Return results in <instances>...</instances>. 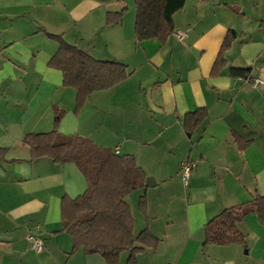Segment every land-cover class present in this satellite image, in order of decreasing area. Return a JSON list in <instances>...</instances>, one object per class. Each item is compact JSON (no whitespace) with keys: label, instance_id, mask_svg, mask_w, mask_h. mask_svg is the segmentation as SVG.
<instances>
[{"label":"crops","instance_id":"obj_1","mask_svg":"<svg viewBox=\"0 0 264 264\" xmlns=\"http://www.w3.org/2000/svg\"><path fill=\"white\" fill-rule=\"evenodd\" d=\"M124 8L119 23L106 25L108 12ZM135 17L133 0H0V264H107L73 251L62 231V197L85 192L82 173L47 156L31 160L23 142L52 131L53 106L64 111L58 132L132 156L145 173L144 187L125 201L133 233L147 227L159 243L136 264H264V226L254 212L238 223L247 250L202 246L211 218L264 195V0H185L164 44L138 42ZM177 30L186 37L177 39ZM228 31L236 38L211 75ZM46 32L95 59L124 63L130 76L76 111V90L48 65L59 44ZM230 68H250L251 80L232 78ZM202 107L207 118L187 134L181 118ZM233 133L249 142L243 150ZM188 159L196 166L185 185L180 167ZM29 234L42 250H33ZM128 255L120 253L119 264Z\"/></svg>","mask_w":264,"mask_h":264},{"label":"trees","instance_id":"obj_2","mask_svg":"<svg viewBox=\"0 0 264 264\" xmlns=\"http://www.w3.org/2000/svg\"><path fill=\"white\" fill-rule=\"evenodd\" d=\"M136 17L134 31L138 42L157 39L164 44L174 31L173 15L185 5V0H134ZM126 9L106 14V25L119 23ZM264 26V24H261ZM58 42L59 48L48 65L62 72V85L76 90V111L93 93L108 90L126 80L130 73L124 63L98 60L76 46L66 43L60 35L47 33ZM236 38L228 31L212 67L216 75L225 66L224 53ZM250 68H230L232 78L251 80ZM54 127L48 133H31L23 138L34 160L47 156L58 164L73 163L84 176L87 188L74 199L63 196L61 200L62 231L73 240V251L80 247L88 254H99L107 264H119L120 253L128 252L127 264H136L137 254L145 248L155 249L159 240L146 227L133 233L134 218L125 197L143 188L146 175L129 155H117L90 139L79 135H65L57 127L64 111L53 106ZM207 108L188 112L181 118L187 134L207 118ZM239 148L249 143L233 133ZM146 200L140 199L139 208L145 209ZM257 213L264 226V195L254 194L243 204L225 208L204 225L208 244L227 246L239 244L247 250L245 235L238 223L248 213Z\"/></svg>","mask_w":264,"mask_h":264},{"label":"built area","instance_id":"obj_3","mask_svg":"<svg viewBox=\"0 0 264 264\" xmlns=\"http://www.w3.org/2000/svg\"><path fill=\"white\" fill-rule=\"evenodd\" d=\"M174 36L177 39L182 40L186 37V33L182 32L180 30H177L174 32ZM260 84H262V81L260 79H255L253 82V86H257ZM195 166H196L195 162L193 160H190V159L184 161L183 164L181 165L180 176H181V179L185 185H187L189 183L191 174H192ZM27 240L31 244V247L33 248V250H35V251L42 250L43 243H42L40 238H38L35 235L29 234L27 236Z\"/></svg>","mask_w":264,"mask_h":264},{"label":"water","instance_id":"obj_4","mask_svg":"<svg viewBox=\"0 0 264 264\" xmlns=\"http://www.w3.org/2000/svg\"><path fill=\"white\" fill-rule=\"evenodd\" d=\"M150 180H151V178H150ZM148 185H149V179L146 180V186H148Z\"/></svg>","mask_w":264,"mask_h":264},{"label":"rangeland","instance_id":"obj_5","mask_svg":"<svg viewBox=\"0 0 264 264\" xmlns=\"http://www.w3.org/2000/svg\"><path fill=\"white\" fill-rule=\"evenodd\" d=\"M134 1V0H133Z\"/></svg>","mask_w":264,"mask_h":264}]
</instances>
